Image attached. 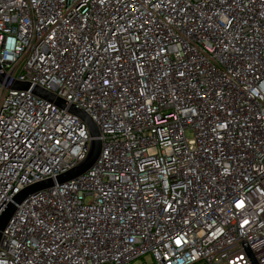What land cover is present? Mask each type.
Segmentation results:
<instances>
[{"label": "built area", "instance_id": "built-area-1", "mask_svg": "<svg viewBox=\"0 0 264 264\" xmlns=\"http://www.w3.org/2000/svg\"><path fill=\"white\" fill-rule=\"evenodd\" d=\"M0 69V264H264V0H0Z\"/></svg>", "mask_w": 264, "mask_h": 264}, {"label": "water", "instance_id": "water-1", "mask_svg": "<svg viewBox=\"0 0 264 264\" xmlns=\"http://www.w3.org/2000/svg\"><path fill=\"white\" fill-rule=\"evenodd\" d=\"M3 77H4V74L2 70L0 69V80H2ZM13 89L18 90V91H30L31 90L32 94L37 96L38 98L43 99L49 103H53L55 106H57L60 109H68L69 113L80 118L89 128L92 141L90 143V150H89V154L87 158L76 168L59 176L56 179V183L58 185H63L65 183L75 180L80 175L89 171L94 166V164L97 162V160L99 159L100 153H101V143L99 140H97L99 136V132H98L96 125L93 123L90 117L84 111L74 106L68 107V104L65 101L56 98L54 95L38 87L31 88V86L27 83H16L13 86ZM54 185H55L54 181L47 180V181L37 183V184H34L32 186L25 188L18 195L14 197L13 201L7 206V208L4 210V212L0 216V245L2 244V241H3V233L8 228L13 215L17 211L18 206L21 205L30 196H34L40 193L41 191L51 189L54 187Z\"/></svg>", "mask_w": 264, "mask_h": 264}]
</instances>
